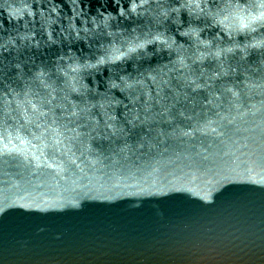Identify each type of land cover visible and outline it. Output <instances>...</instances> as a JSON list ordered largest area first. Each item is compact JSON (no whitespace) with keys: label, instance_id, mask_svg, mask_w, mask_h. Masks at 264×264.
Returning <instances> with one entry per match:
<instances>
[{"label":"water","instance_id":"obj_1","mask_svg":"<svg viewBox=\"0 0 264 264\" xmlns=\"http://www.w3.org/2000/svg\"><path fill=\"white\" fill-rule=\"evenodd\" d=\"M186 2L0 0V264H264V9Z\"/></svg>","mask_w":264,"mask_h":264},{"label":"snow or ice","instance_id":"obj_2","mask_svg":"<svg viewBox=\"0 0 264 264\" xmlns=\"http://www.w3.org/2000/svg\"><path fill=\"white\" fill-rule=\"evenodd\" d=\"M75 2V0H74ZM149 0H125L122 4L121 0H116V5L113 7L112 11L116 13L117 16L129 15L131 16L134 12H137L139 9L145 7ZM180 8H194L198 9L200 12H204L205 8H208L209 14L212 13L213 4L211 0H187L186 3H180L178 5ZM231 7V5H229ZM257 8L264 9V0H259L258 4H251L250 6L246 3L244 4V8ZM236 9L237 11H241L240 8V0H236ZM242 27H248L252 24H255L260 27H264V11H259L258 13L249 12L247 15L241 16L240 20ZM78 35V33H77ZM154 39H161L160 36L154 37ZM127 47L129 51H135L136 49L143 48L144 44L141 43H131L128 42L126 45L122 44L121 47ZM113 52L116 54L113 55L108 51H105L104 55L94 56L91 59L95 60V63H91L90 59H84L83 64H77V68L87 69V68H95L98 69L100 65L108 63L109 61L118 60L121 57L125 56L127 53L124 51H120L119 49H113ZM124 77H117L116 79H110L108 84L111 88H117L124 83ZM111 127V125H109Z\"/></svg>","mask_w":264,"mask_h":264}]
</instances>
